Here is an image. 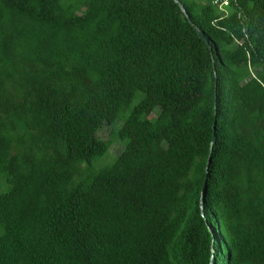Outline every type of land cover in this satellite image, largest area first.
Instances as JSON below:
<instances>
[{
  "label": "trees",
  "instance_id": "trees-1",
  "mask_svg": "<svg viewBox=\"0 0 264 264\" xmlns=\"http://www.w3.org/2000/svg\"><path fill=\"white\" fill-rule=\"evenodd\" d=\"M180 1L0 0V264H264V0Z\"/></svg>",
  "mask_w": 264,
  "mask_h": 264
},
{
  "label": "rangeland",
  "instance_id": "rangeland-1",
  "mask_svg": "<svg viewBox=\"0 0 264 264\" xmlns=\"http://www.w3.org/2000/svg\"><path fill=\"white\" fill-rule=\"evenodd\" d=\"M72 1L74 3H78L79 1L82 2V0H69ZM80 4V3H79ZM79 12H81L82 10H78ZM120 126L119 123H116L114 125H108V124H104L99 133L98 136L102 139H107L110 137L112 131L115 128H118ZM123 149V144L118 140L115 139L111 149L108 151V153H106L102 158L96 159L93 163H92V168H99L103 165H106L108 163H111L115 160V158L117 157V155L120 154V152Z\"/></svg>",
  "mask_w": 264,
  "mask_h": 264
},
{
  "label": "water",
  "instance_id": "water-1",
  "mask_svg": "<svg viewBox=\"0 0 264 264\" xmlns=\"http://www.w3.org/2000/svg\"><path fill=\"white\" fill-rule=\"evenodd\" d=\"M175 2L179 5V7L181 8V10H182L184 16L188 19V21L190 22V24L195 25L194 22L191 20L190 15H189V13L187 12V9H186L185 6L183 5V3H182L180 0H175ZM195 28H196V30H197V32H198V34H199V37H200L202 40H204L205 43L211 48V46H210V42H209V40L207 39L205 33H204L203 31H201L196 25H195ZM214 128H215V126H214ZM215 140H216V137L214 136V137H213V141H215ZM210 160H211V158H209V160H208V165H209V163H210ZM208 170H209V166H207V173H208ZM206 189H207V182H205V184H204V187H203V190H202V195H201L202 211H203V206H204V198H205V194H206Z\"/></svg>",
  "mask_w": 264,
  "mask_h": 264
},
{
  "label": "built area",
  "instance_id": "built-area-1",
  "mask_svg": "<svg viewBox=\"0 0 264 264\" xmlns=\"http://www.w3.org/2000/svg\"><path fill=\"white\" fill-rule=\"evenodd\" d=\"M203 5H210L217 8V10L228 16L230 13V8L234 0H199Z\"/></svg>",
  "mask_w": 264,
  "mask_h": 264
}]
</instances>
